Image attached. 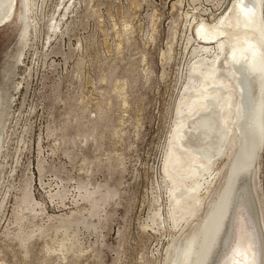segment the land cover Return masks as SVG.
I'll return each instance as SVG.
<instances>
[{
  "label": "rangeland",
  "instance_id": "obj_1",
  "mask_svg": "<svg viewBox=\"0 0 264 264\" xmlns=\"http://www.w3.org/2000/svg\"><path fill=\"white\" fill-rule=\"evenodd\" d=\"M234 4L15 0L0 25V264H172L235 149L186 203L176 136L202 142L184 108L197 30ZM248 181L264 253V145Z\"/></svg>",
  "mask_w": 264,
  "mask_h": 264
},
{
  "label": "bare ground",
  "instance_id": "obj_2",
  "mask_svg": "<svg viewBox=\"0 0 264 264\" xmlns=\"http://www.w3.org/2000/svg\"><path fill=\"white\" fill-rule=\"evenodd\" d=\"M14 4L15 0H0V25L11 18ZM197 35L205 58L204 63L193 64L192 71L200 78L191 82L195 94L186 89L189 98L184 108L189 117L195 116L187 134H198L202 142L193 146L185 140L186 134L176 136L193 160L187 175L195 178L184 188L186 203L194 197L200 204L220 171L212 165L235 149L209 210L175 249L172 264H264L259 220L251 205L255 190L246 184L264 145L263 0H235L230 18L201 23Z\"/></svg>",
  "mask_w": 264,
  "mask_h": 264
},
{
  "label": "snow or ice",
  "instance_id": "obj_3",
  "mask_svg": "<svg viewBox=\"0 0 264 264\" xmlns=\"http://www.w3.org/2000/svg\"><path fill=\"white\" fill-rule=\"evenodd\" d=\"M246 264H254V261H246Z\"/></svg>",
  "mask_w": 264,
  "mask_h": 264
},
{
  "label": "water",
  "instance_id": "obj_4",
  "mask_svg": "<svg viewBox=\"0 0 264 264\" xmlns=\"http://www.w3.org/2000/svg\"><path fill=\"white\" fill-rule=\"evenodd\" d=\"M213 261H214V259H213Z\"/></svg>",
  "mask_w": 264,
  "mask_h": 264
}]
</instances>
